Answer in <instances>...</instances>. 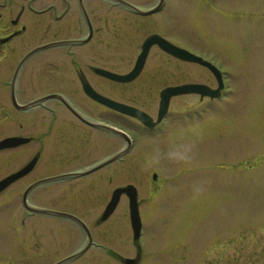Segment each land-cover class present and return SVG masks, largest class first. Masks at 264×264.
Here are the masks:
<instances>
[{"label":"flooded vegetation","instance_id":"1","mask_svg":"<svg viewBox=\"0 0 264 264\" xmlns=\"http://www.w3.org/2000/svg\"><path fill=\"white\" fill-rule=\"evenodd\" d=\"M177 6L181 12L197 10L189 9L188 0H0V113L10 119L13 131L25 125L29 131L0 137V141L13 136L26 139L12 146L15 156L10 162L15 166L0 180L29 167L0 189V224L12 233L3 234L7 241L0 250V264H161L163 259L170 264H225L219 238L210 244L207 236L201 240L194 235L184 240L177 237L168 245L171 249L163 251L161 243L148 250L150 244L141 234L115 233V226L130 223L126 193L120 194L111 211H105L115 188L126 185H113L119 173L113 164L120 162L127 168L134 147L125 121L133 119L147 133L161 122L149 128L93 98L91 88L122 102L113 94L115 87L128 85L140 75L118 82L97 68L128 72L145 39L158 34L218 67L221 96L231 79L223 70L227 64H220L221 56L191 48L186 40L180 45L173 26ZM239 10L243 15L249 11L245 6ZM258 13L264 17L263 11H254ZM151 49L168 54L158 44ZM130 62L131 68H121ZM186 62L201 66L215 81L203 83L211 88L218 85L207 66ZM183 83L187 81L169 85ZM180 95H198L209 106L217 99L196 93ZM122 103L143 109L131 100ZM115 141L119 143L116 150ZM19 149L25 151L18 154L20 164ZM22 180L26 184L18 187ZM162 252L168 253L163 259Z\"/></svg>","mask_w":264,"mask_h":264},{"label":"rangeland","instance_id":"2","mask_svg":"<svg viewBox=\"0 0 264 264\" xmlns=\"http://www.w3.org/2000/svg\"><path fill=\"white\" fill-rule=\"evenodd\" d=\"M188 6L197 10L181 12L177 6L179 13L173 15L175 37L182 41L180 45L186 40L191 48L221 56L220 64H227L223 70L232 75L222 96L210 106L198 95L172 97L166 118L151 133L144 132L133 119L125 122L138 140L149 135L165 138L170 131L189 135L188 125L198 121L203 139L198 143L197 163L190 170L145 172L132 147L127 168L120 162L113 164L119 171L113 185L136 186L141 235L150 244L148 250L158 243L163 251L169 250L177 237L184 240L194 235L201 240L207 236L210 244L219 238L225 264H264V17L254 15V11L264 12V0H188ZM244 6L249 9L246 15L239 10ZM137 52L133 51V58ZM170 55L151 49L140 75L128 85H117L115 98L135 102L155 119L159 91L164 86L186 81L215 83L201 66ZM132 64L120 66L127 70ZM45 116L50 118L48 112ZM0 120V137L18 130L29 132L26 125L13 131L4 112ZM118 144L115 141V150ZM11 148L0 149V177L15 166L10 162L15 156ZM23 152L19 149L16 157ZM17 160L22 162L20 156ZM198 183H203L204 191L193 198V186ZM123 224L115 226V233L130 235V223ZM18 228L21 231L19 223ZM3 234L12 233L0 224V250L7 241ZM167 255L162 252V259ZM161 264L170 263L163 259Z\"/></svg>","mask_w":264,"mask_h":264},{"label":"water","instance_id":"3","mask_svg":"<svg viewBox=\"0 0 264 264\" xmlns=\"http://www.w3.org/2000/svg\"><path fill=\"white\" fill-rule=\"evenodd\" d=\"M155 43H157L164 51L168 52L169 54L179 59H182L185 61H193V62H197V63L207 66L213 72V74L217 77L218 87L215 89H212L203 83H184L180 85L164 87L160 91V94H159L160 95L159 109H158V114H157V118L155 121L144 110L128 105V104H125V103H122V102L109 99L107 97H104L91 88L90 92L93 98L97 99L98 101L104 103L107 106L114 108L115 110L121 113L130 115V116H133L139 119L144 125L148 127H154L155 124L163 118V116L166 114L168 110L169 101L172 96L179 95V94H185V93H198L201 96L217 97L220 95V90L223 87L221 73L215 66H213L210 62L204 60L202 57L197 56L188 50H185L181 47H178L172 44L171 42L165 40L158 34H153L144 41V43L142 44V50L136 59L134 67L129 72L125 74H119V73L111 72V71H108L102 68H98V72L106 75L107 77L111 79H114L115 81H119V82H129L133 80L141 72L144 66L149 48L152 44H155ZM25 140H26L25 138L21 139L18 137L5 138L4 140L0 141V149L18 145L21 142H24ZM129 147H130V144H129ZM129 147H127V150ZM119 155L120 153L115 154L111 158V160L117 158ZM28 170H29V167L25 166L21 170L13 174H10L9 176L0 180V189L4 188L10 182H12L13 180L25 174ZM152 177L153 179H156L157 175L154 173ZM122 193H126L129 196L130 221H131L133 233L135 237H137L140 234L141 220H140V215L138 211L137 190L133 184H127L123 187L115 188L114 193H113V201L110 202V204L108 205L105 211L107 213L114 208L118 200V197Z\"/></svg>","mask_w":264,"mask_h":264},{"label":"clouds","instance_id":"4","mask_svg":"<svg viewBox=\"0 0 264 264\" xmlns=\"http://www.w3.org/2000/svg\"><path fill=\"white\" fill-rule=\"evenodd\" d=\"M189 135L170 131L165 138L145 136L133 140V152L140 159L145 172H164L190 170L198 160V143L203 132L198 121H192L187 129ZM204 191L203 183L193 186V198Z\"/></svg>","mask_w":264,"mask_h":264}]
</instances>
